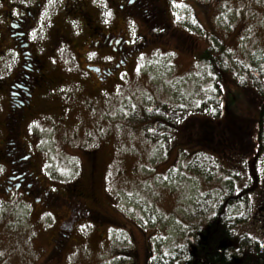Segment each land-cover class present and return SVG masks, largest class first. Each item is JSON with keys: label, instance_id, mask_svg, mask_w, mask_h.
<instances>
[{"label": "rangeland", "instance_id": "374dc122", "mask_svg": "<svg viewBox=\"0 0 264 264\" xmlns=\"http://www.w3.org/2000/svg\"><path fill=\"white\" fill-rule=\"evenodd\" d=\"M86 2L93 7L102 4V0ZM164 6L172 30L151 40L142 60L112 76L107 92H101L93 81L80 85L82 80L71 72L53 73L74 97L68 96L63 117L51 121L40 134L43 148L48 149V172L75 174L88 202L94 201L112 222L99 221L96 228L87 229L85 239L75 229L77 243L66 249L67 256L48 263L56 211L45 215L40 207L36 210L2 198L0 264H154L152 260L163 254H177L181 259L188 234L214 213L215 202L226 187L225 173L214 171L207 177L204 172L213 171L212 162L202 152L195 156L196 144L202 140L201 126L208 118L196 113L179 122L177 113L154 126L155 120L141 118L138 110L158 105L195 109L200 100L214 95V74L199 56L208 48L222 56L229 75L242 74L246 66L257 67L258 54L264 56V0H168ZM130 19L138 32L146 31L142 19ZM260 59L263 66L264 59ZM224 74L220 80L226 89L224 110L255 119L257 94L233 84ZM58 98H52L54 108L62 101ZM5 110L6 103L0 100V121ZM172 122H178V130L167 133ZM149 123L151 128H147ZM206 123L222 132L231 124L209 119ZM186 147L190 150L184 155ZM94 148H99V167L90 179L85 151ZM54 184L67 187L58 181ZM245 210L239 203L227 209L231 214ZM258 216L264 218L261 213Z\"/></svg>", "mask_w": 264, "mask_h": 264}, {"label": "flooded vegetation", "instance_id": "af4514ba", "mask_svg": "<svg viewBox=\"0 0 264 264\" xmlns=\"http://www.w3.org/2000/svg\"><path fill=\"white\" fill-rule=\"evenodd\" d=\"M167 1L102 0L93 7L86 0H0V100L6 103L0 121V201L37 206L45 215L56 211L48 263L67 256L66 249L77 243L75 229L85 239L87 229L99 221L112 222L94 201L88 202L75 174L48 172V149L40 134L63 117L68 96L74 97L53 73L71 72L82 80L80 85L93 81L107 92L112 76L142 60L150 41L172 30ZM130 17L142 19L146 31L138 32ZM53 96L62 98L55 108ZM98 149L85 151L90 179L99 167ZM55 181L67 187L59 188Z\"/></svg>", "mask_w": 264, "mask_h": 264}, {"label": "trees", "instance_id": "16d2710c", "mask_svg": "<svg viewBox=\"0 0 264 264\" xmlns=\"http://www.w3.org/2000/svg\"><path fill=\"white\" fill-rule=\"evenodd\" d=\"M212 51L208 48L199 56L214 74V95L200 100L195 109L158 105L142 112L138 110L141 118L155 120L154 126L163 124L162 120L168 121L170 115L172 119L177 113H180L179 122L194 118L196 113L211 122H231L222 132L218 126L206 123L208 119L204 121L200 129L202 140L197 142V154L194 153L198 157L202 152L204 158L212 162L213 171L210 174L204 172L207 177H211L214 171L225 173L222 181L226 182V187L215 202L214 213L201 227L197 226L188 234L187 244L181 249L184 253L181 259L177 254L157 255L152 260L154 264H264V232L261 231L264 218L258 216V213L264 215V65H259L260 57L264 59V56L258 54L257 67L246 66L242 74L229 75V65L222 62L221 55L215 56ZM223 74L238 87L252 89L257 94L259 103L255 119L224 110L226 89L220 85ZM170 125L166 128L167 133L178 130V122ZM151 127L149 123L147 128ZM145 132L149 134L148 130ZM189 150L190 147L183 148V154H189ZM236 203L246 210L239 214L228 212L227 209ZM253 220L257 228L252 225Z\"/></svg>", "mask_w": 264, "mask_h": 264}, {"label": "water", "instance_id": "95a60500", "mask_svg": "<svg viewBox=\"0 0 264 264\" xmlns=\"http://www.w3.org/2000/svg\"><path fill=\"white\" fill-rule=\"evenodd\" d=\"M89 69H91L92 71H94V72H97L98 71V68L97 67H88Z\"/></svg>", "mask_w": 264, "mask_h": 264}]
</instances>
